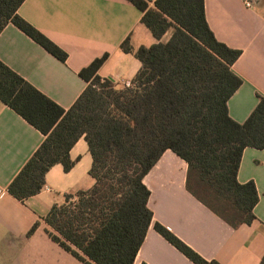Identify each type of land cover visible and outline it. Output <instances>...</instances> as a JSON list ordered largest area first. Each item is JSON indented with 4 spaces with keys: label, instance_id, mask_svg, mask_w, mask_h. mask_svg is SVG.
<instances>
[{
    "label": "trees",
    "instance_id": "16d2710c",
    "mask_svg": "<svg viewBox=\"0 0 264 264\" xmlns=\"http://www.w3.org/2000/svg\"><path fill=\"white\" fill-rule=\"evenodd\" d=\"M23 1L0 0V32L12 23L64 62L66 52L18 15ZM128 1L157 40L171 30L167 41L136 50L128 38L120 43L141 63L129 87L98 75L104 53L79 70L87 84L64 109L0 61V100L44 136L8 183L12 197L39 192L54 164L69 170L70 148L80 137L86 141L92 186L65 194L44 217L50 239L83 264H133L152 221L143 177L166 149L187 164L186 190L230 227L255 218L256 187L239 183L236 173L245 147H264V97L242 123L229 116L227 101L241 84L231 70L240 50L215 38L204 0ZM153 227L194 264H220L161 224Z\"/></svg>",
    "mask_w": 264,
    "mask_h": 264
},
{
    "label": "crops",
    "instance_id": "0c3cea01",
    "mask_svg": "<svg viewBox=\"0 0 264 264\" xmlns=\"http://www.w3.org/2000/svg\"><path fill=\"white\" fill-rule=\"evenodd\" d=\"M154 0H149L153 6ZM204 0L206 22L215 38L240 55L231 70L241 79L227 101L229 116L242 123L264 97V0ZM17 13L67 54L58 60L12 23L0 32V61L56 104L68 109L86 82L79 70L107 53L98 69L116 88L131 82L141 63L121 50L129 39L133 50L165 42L171 30L157 40L140 22L142 13L128 0H24ZM44 136L0 100V264H83L46 234L44 217L64 195L92 186L88 170L92 159L80 137L70 148L72 167L52 165L36 194L17 200L7 185L33 154ZM187 164L166 149L143 183L152 211L133 264H194L153 227L159 223L207 261L220 264H258L264 255V147H245L236 179L253 181L258 200L249 224L230 227L185 188ZM36 228L29 233L31 227Z\"/></svg>",
    "mask_w": 264,
    "mask_h": 264
},
{
    "label": "built area",
    "instance_id": "2783aa9c",
    "mask_svg": "<svg viewBox=\"0 0 264 264\" xmlns=\"http://www.w3.org/2000/svg\"><path fill=\"white\" fill-rule=\"evenodd\" d=\"M244 3H245V5H246L247 7H249V6L251 5V3H250L249 0H245ZM129 86H131V82H126V83H125V87H129ZM4 191H5V190H4L3 188L0 187V194L3 193Z\"/></svg>",
    "mask_w": 264,
    "mask_h": 264
}]
</instances>
